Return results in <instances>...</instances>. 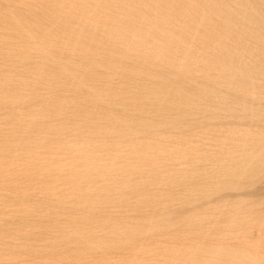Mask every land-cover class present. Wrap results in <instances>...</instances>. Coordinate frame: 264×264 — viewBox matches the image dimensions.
I'll list each match as a JSON object with an SVG mask.
<instances>
[{
  "label": "rangeland",
  "instance_id": "1",
  "mask_svg": "<svg viewBox=\"0 0 264 264\" xmlns=\"http://www.w3.org/2000/svg\"><path fill=\"white\" fill-rule=\"evenodd\" d=\"M53 1L0 70V264H264V0Z\"/></svg>",
  "mask_w": 264,
  "mask_h": 264
},
{
  "label": "bare ground",
  "instance_id": "2",
  "mask_svg": "<svg viewBox=\"0 0 264 264\" xmlns=\"http://www.w3.org/2000/svg\"><path fill=\"white\" fill-rule=\"evenodd\" d=\"M48 1L50 2L51 0H0V70L2 69V68H4V67H7V66H9V65H12V64H15L16 62H20L22 59H24L25 58V56H24V54H23V52L27 49V44H28V42H27V37H29V36H32V35H35V34H37V33H41V32H38V29L40 30L42 27L44 28L45 27V25H44V10H45V8H44V5H47V4H44V3H48ZM53 1V0H52ZM52 1L50 2V4L52 3ZM160 1V0H159ZM163 1H165V0H163ZM227 1V0H226ZM262 1V0H261ZM55 2L56 3H58V1H56L55 0ZM161 2V1H160ZM180 2V1H179ZM185 2V1H184ZM204 2V1H203ZM208 2V1H207ZM232 2V1H231ZM240 2V1H239ZM250 2H252L251 0H250ZM257 2V1H256ZM53 3H54V1H53ZM161 3H163V2H161ZM181 3H182V1H181ZM191 3V2H190ZM193 3V2H192ZM55 4V3H54ZM138 4V3H137ZM167 3H165V5H166ZM183 4V3H182ZM187 4V3H186ZM52 5V4H51ZM51 5H49L48 4V6H51ZM170 5V4H169ZM174 5V4H173ZM214 5V4H213ZM247 5V4H246ZM53 6V5H52ZM226 6V5H225ZM237 6V5H236ZM192 7H194V6H192ZM198 7V6H197ZM203 7V6H202ZM183 8H185V6L183 7ZM199 8V7H198ZM197 8V9H198ZM205 8V7H204ZM232 8H233V6H232ZM250 8V7H249ZM189 9V8H188ZM193 10H195V9H193ZM178 11V10H177ZM181 11V10H180ZM188 11H190V10H188ZM192 11V10H191ZM200 11V10H199ZM206 11V10H205ZM246 11V10H245ZM248 11H250V10H248ZM176 12V11H175ZM196 12V11H195ZM234 12V11H233ZM177 13V12H176ZM211 13V12H210ZM242 13V12H241ZM179 14H180V12H179ZM203 14H204V12H203ZM234 14V13H233ZM248 14V13H247ZM252 14V13H251ZM46 15V14H45ZM189 15V14H188ZM254 15V14H253ZM177 16H179V15H177ZM186 16V15H185ZM248 16V15H247ZM251 17V16H250ZM203 18H205L204 16H203ZM237 18V17H236ZM48 19V18H47ZM247 19V18H246ZM250 19V18H249ZM207 20V19H206ZM248 21V20H247ZM178 24V23H177ZM257 25V24H256ZM179 28H181V27H179ZM176 29H178V28H176ZM179 30V29H178ZM181 30V29H180ZM36 31H37V33H36ZM45 31V30H44ZM43 31V32H44ZM46 32V31H45ZM210 32V31H209ZM42 34V33H41ZM36 36V35H35ZM135 36V35H134ZM137 37V36H136ZM32 39H33V37H32ZM130 40H132V39H130ZM133 40H135V39H133ZM152 38L149 40V42H148V44H152ZM263 40V39H262ZM154 42V41H153ZM30 43V42H29ZM259 43V42H258ZM262 43V42H261ZM142 44V43H141ZM214 46V45H213ZM262 46H263V44H262ZM216 47V46H215ZM260 47V46H259ZM263 48V47H262ZM261 49V48H260ZM28 50V49H27ZM216 50V49H215ZM244 50V49H243ZM263 50V49H262ZM29 51V50H28ZM96 55H97V53H96ZM99 55H100V53H99ZM102 55V54H101ZM97 57V56H96ZM95 57V58H96ZM100 57H104L103 55L102 56H100ZM100 57H99V60H100ZM95 58H93V59H95ZM101 58V59H102ZM105 58V57H104ZM175 58V57H174ZM174 58H172V61H174L175 62V60H173ZM188 58V57H187ZM98 58H96V60H97ZM168 59V58H167ZM171 59V58H170ZM175 59H177V58H175ZM181 59H183V58H181ZM186 59V58H185ZM169 60V59H168ZM178 61H179V59H177ZM262 60H264V59H262ZM170 61V60H169ZM177 61V62H178ZM181 61V60H180ZM183 61V60H182ZM189 61V60H188ZM205 61V60H204ZM222 61V60H221ZM165 62V61H164ZM166 62H167V60H166ZM184 62V61H183ZM201 62H203V61H201ZM258 62V61H257ZM260 62V61H259ZM262 62V61H261ZM94 63V62H93ZM106 63V62H105ZM168 63V62H167ZM172 63V62H171ZM179 63H182V62H179ZM186 63H188V62H186ZM186 63H184L183 65H185ZM263 63V62H262ZM261 63V64H262ZM106 64H108V63H106ZM163 64V63H162ZM175 64H176V62H175ZM178 64V63H177ZM189 64V63H188ZM202 64V63H201ZM255 64H258V65H260L261 66V64L260 63H256L255 62ZM91 65L92 64H90V69H91ZM170 64H167V67L169 66ZM182 65V64H181ZM180 64H179V66H181ZM182 65V66H183ZM252 65V64H251ZM264 65V64H263ZM95 66H97V64L95 65ZM121 66V65H120ZM128 66H129V64H128ZM172 66V65H171ZM181 66V67H182ZM186 66V65H185ZM203 66H205V65H203ZM202 66V67H203ZM241 66V65H240ZM244 66V65H243ZM260 66H259V68H260ZM165 67H166V64H165ZM174 67H178L177 65H175ZM189 67V66H188ZM239 67V66H238ZM246 67V66H245ZM248 67H250V66H248ZM253 67V66H252ZM255 67V66H254ZM106 68H107V66H106ZM117 68H118V66H117ZM138 68V67H137ZM164 68V67H163ZM171 68V67H170ZM190 68V67H189ZM188 68V69H189ZM247 68V67H246ZM262 68V67H261ZM260 68V69H261ZM108 69V68H107ZM143 69V68H142ZM165 69H168V68H165ZM183 69H185V71H182V73H180V74H184L186 71H187V68H185V67H183ZM97 70V69H96ZM95 69H94V71L93 72H95L96 71ZM170 70V69H169ZM190 70V69H189ZM192 70V69H191ZM196 70V69H195ZM199 70H201V69H199ZM116 71V70H115ZM135 71V70H134ZM141 72H142V70H140ZM172 71V70H171ZM174 71V70H173ZM178 71V70H177ZM180 71V70H179ZM178 71V72H179ZM198 71V70H197ZM205 71V70H204ZM212 71V69L210 70V72ZM215 71V70H214ZM213 71V72H214ZM98 72V71H97ZM136 72H137V70H136ZM135 72V73H136ZM139 72V71H138ZM181 72V71H180ZM189 71H187V73H188ZM206 72V71H205ZM146 73V72H145ZM150 73V72H149ZM177 73V72H176ZM190 73V72H189ZM189 73H188V75H189ZM198 73H201V72H199L198 71ZM139 74H141V73H139ZM138 74V75H139ZM143 74V76H145V74L144 73H142ZM153 74V73H152ZM155 74V73H154ZM157 74H158V72H157ZM159 74H161L160 72H159ZM163 74V73H162ZM162 74H161V76H162ZM191 74H192V72H191ZM190 74V76H192ZM194 74V73H193ZM202 74H203V72H202ZM165 75V74H164ZM176 75V74H175ZM175 75H173V77H175ZM195 75V74H194ZM205 75V74H204ZM208 75V74H207ZM123 79H124V77H123V75H120ZM140 76H142V75H140ZM142 76V77H143ZM150 76H152L151 75V73H150ZM156 76H158V75H156ZM160 76V75H159ZM158 76V77H159ZM170 76V75H169ZM168 76V78H169V80L171 79L170 77ZM172 76V75H171ZM177 76V75H176ZM201 76V75H200ZM100 77V76H99ZM99 77H97V78H99ZM103 77V76H102ZM102 77H100V78H102ZM120 77V78H121ZM172 77V78H173ZM202 77V76H201ZM94 78V77H93ZM104 78V77H103ZM102 78V79H103ZM141 78V77H140ZM149 78H151V77H149ZM168 78H165V79H168ZM190 78H192V77H190ZM208 78H209V76H208ZM0 79H1V77H0ZM133 79V78H132ZM145 79V78H144ZM147 79V78H146ZM155 79V78H154ZM175 79H176V77H175ZM174 79V80H175ZM210 80L209 81H212L211 80V77L209 78ZM76 80V79H75ZM92 80V79H91ZM101 80V79H100ZM149 80V79H148ZM152 80V79H151ZM151 80H149V81H151ZM90 81V80H89ZM97 81V80H96ZM152 81H154V80H152ZM155 81H159V79L158 80H155ZM161 81H163V79L161 80ZM166 81H168V80H166ZM170 81H173V79L172 80H170ZM79 82V81H78ZM77 82V83H78ZM49 83V82H48ZM65 83V82H64ZM80 84L82 83V82H79ZM64 85V84H63ZM83 85H84V83H83ZM169 85V83L166 85L168 88L170 87V86H168ZM71 86V85H70ZM77 86V85H76ZM78 86H79V84H78ZM77 86V87H78ZM82 86V85H81ZM159 86H161V85H159ZM65 87V86H64ZM68 87V86H67ZM157 87H158V85H157ZM172 87V86H171ZM79 89L81 88V87H78ZM84 88V87H83ZM167 88V89H168ZM173 89H171L170 88V90H175V91H177V90H181L180 88H182V87H180L179 89H177V88H175L174 89V87H172ZM65 89V88H64ZM67 89V88H66ZM69 89H70V87H69ZM77 89V88H76ZM158 89H160L159 87H158ZM162 89H163V87H162ZM166 89V88H165ZM177 89V90H176ZM68 90V89H67ZM154 90V89H153ZM152 90V91H153ZM161 90V89H160ZM164 90V89H163ZM163 90H162V92H163ZM156 91H158V90H156ZM164 92H166V91H164ZM180 92V91H179ZM182 92H185L183 89H182ZM182 92H180L181 94H183ZM154 93V92H153ZM158 93H159V91H158ZM167 93V92H166ZM166 93H165V95H166ZM169 93H173V91H171V92H169ZM168 93V95L167 96H174V95H176V93H174V95H171V94H169ZM156 95H157V93H155ZM164 94V93H163ZM185 94V93H184ZM188 94V93H187ZM214 94V93H213ZM151 95H153V94H151ZM161 95V94H160ZM178 95V94H177ZM177 95H176V98H174V97H172V98H174V99H176V100H178V101H180L179 99H181L180 97H179V95H178V98L179 99H177ZM185 96V95H184ZM187 96L188 95H186V97H184V99H186L187 98ZM156 97V96H155ZM157 97H159V98H162V97H160V96H158L157 95ZM156 97V98H157ZM164 97L165 96H163V99H164ZM171 98V97H170ZM167 100H168V98H166ZM165 100V99H164ZM172 100V99H171ZM182 100V99H181ZM183 101V100H182ZM170 102V101H169ZM172 102H173V100H172ZM175 102V101H174ZM187 102V101H186ZM177 103V102H176ZM184 103H185V101H184ZM188 103H191L190 101H188L187 102V105H188ZM186 104V103H185ZM178 105H180V104H178ZM189 106V105H188ZM181 106H179V108H180ZM184 107V106H183ZM187 108V107H186ZM182 109H184V108H182ZM181 110V109H180ZM178 111H179V109H178ZM185 112V111H184ZM186 113V112H185ZM205 123V122H204ZM164 125V124H163ZM238 125V124H237ZM242 125V124H241ZM239 126V125H238ZM246 128V127H245ZM128 131V130H127ZM163 132V131H162ZM197 141V140H196ZM133 142V141H132ZM194 143V142H193ZM201 143V142H200ZM129 144V143H128ZM198 143H196V144H193V145H197ZM124 146V145H123ZM199 147V146H198ZM143 148V147H142ZM139 149V148H138ZM143 150V149H142ZM134 151V150H133ZM191 151H193V148L191 149ZM195 151V150H194ZM136 153V152H135ZM190 154V153H189ZM195 155V153L193 154V156ZM123 157V156H122ZM80 159L79 157H75V159ZM87 158V157H86ZM85 158V159H86ZM75 159H73V160H75ZM78 159L77 160H75V161H78ZM72 160V161H73ZM196 160V159H195ZM74 161V162H75ZM83 161H84V159H83ZM86 161V160H85ZM84 161V162H85ZM88 162H89V160H87ZM86 161V162H87ZM136 161V160H135ZM198 161V160H197ZM200 161V160H199ZM73 162V163H74ZM80 162H82V161H80ZM88 162H87V164H88ZM135 163V162H134ZM199 162H197V163H194V164H198ZM81 164H83V162L81 163ZM85 164V163H84ZM86 164V165H87ZM80 165V164H79ZM85 165V166H86ZM83 167H84V169H86L85 168V166L84 165H82ZM181 166V165H180ZM194 166H196V165H194ZM201 166V165H200ZM80 167H81V165H80ZM80 167H77V168H80ZM88 167V166H87ZM135 167V166H134ZM204 167V166H203ZM71 168V167H70ZM69 168V169H70ZM136 168V167H135ZM69 169H67V170H69ZM73 169V168H72ZM88 169H89V167H88ZM203 169H205V168H203ZM194 171H195V169H193ZM201 170V169H200ZM87 171V170H86ZM139 172V171H138ZM191 173V172H190ZM189 173V174H190ZM192 173H194V172H192ZM196 173V172H195ZM202 173V172H201ZM88 174V173H87ZM89 174H90V172H89ZM199 174V173H198ZM191 175V174H190ZM189 175V176H190ZM200 175V174H199ZM205 176V175H204ZM87 177H88V175H87ZM196 177V176H195ZM76 178H77V176H76ZM119 178V177H118ZM127 178V177H126ZM198 178V177H197ZM205 178H206V176H205ZM78 179H79V176H78ZM111 179V178H110ZM114 179V178H113ZM190 179H191V177H190ZM201 180H202V178H200ZM77 180V179H76ZM76 180H75V182H76ZM80 181V180H79ZM110 181V180H109ZM112 181V180H111ZM115 182L117 181L116 179L114 180ZM195 181V180H194ZM196 182H197V179H196ZM195 182V183H196ZM203 182H205V181H203ZM109 183H111V182H109ZM189 183H190V181H189ZM201 184V183H200ZM199 184V185H200ZM206 185V184H205ZM114 186V185H113ZM190 187V186H189ZM192 187V186H191ZM193 187H194V185H193ZM198 187V186H197ZM203 186H201V188H202ZM199 188V187H198ZM205 188V187H204ZM203 189V188H202ZM212 189V188H211ZM189 190V189H188ZM201 190V189H200ZM192 192H194L193 190H192ZM196 192V191H195ZM197 193V192H196ZM193 194V193H192ZM199 194L200 193H198V196H199ZM195 195V194H194ZM181 196V195H180ZM190 197H192V196H190ZM195 200H196V198H195ZM201 210V209H200ZM202 214V213H201ZM197 215H199V214H197ZM200 217H201V215H200ZM204 217V216H203ZM203 217H201V218H203ZM195 230V229H194ZM199 241V240H198ZM200 246V245H199ZM196 250H198V249H196ZM193 252V251H192ZM191 252V253H192ZM202 251H200V253H201ZM198 253V252H197ZM199 254V253H198ZM197 255V254H196ZM191 257V256H190Z\"/></svg>",
  "mask_w": 264,
  "mask_h": 264
}]
</instances>
